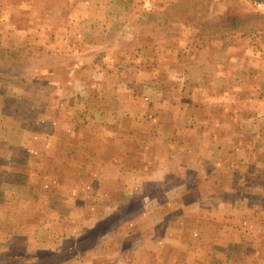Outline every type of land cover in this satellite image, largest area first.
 I'll return each instance as SVG.
<instances>
[{
    "label": "rangeland",
    "instance_id": "rangeland-1",
    "mask_svg": "<svg viewBox=\"0 0 264 264\" xmlns=\"http://www.w3.org/2000/svg\"><path fill=\"white\" fill-rule=\"evenodd\" d=\"M262 2L0 0V231L15 235L26 232L18 213L31 223L47 200L58 198L66 206L73 200L92 209L102 197L105 199L101 187L114 186L116 164L112 163L120 161L124 167L134 168L138 151L129 130L113 128L108 121L117 119L116 113L102 112L109 99L117 97L115 89L123 91V99L127 95L128 103L133 97L128 96L129 89L139 95L135 99L139 114L145 113L158 123L154 131L159 145H172L169 148L176 152L184 146L187 152L196 153L198 139L220 135L227 141V153L220 156L219 167L225 173L233 163L235 171L243 173L248 164L243 152L253 148L260 152L263 113L255 112L259 121L251 133L239 129L237 137L242 144L235 160L229 156L228 141L235 139L236 131L229 126V111H224L227 108L223 104L228 105L230 97L224 94L231 88L240 89L242 83H259L264 90V9L258 6ZM159 7L171 9L174 15L161 17V23L178 19L195 28L193 32H179L174 39V43L184 40L194 45L170 48L177 56L175 60L161 53L165 49L148 46V37L141 42L143 47L133 39L121 41V46L101 47L105 43V10H122L125 14L121 18L132 22L135 14ZM147 18L150 24L151 17ZM257 71L261 76L256 79ZM159 98L169 103L166 111L153 107V100ZM215 104L220 106L215 108ZM134 106L128 111H137ZM246 111L243 105L238 117L251 116ZM105 136L114 138L124 149L114 150L116 144L111 146L102 139ZM10 141L24 142L27 149L15 150ZM119 153L122 158L113 160L121 156ZM258 165L259 159L254 166ZM221 179L224 182V177ZM257 179L255 184H264L261 177ZM240 183L245 181L235 178L232 184L237 197L246 194ZM249 194L255 200L264 197L263 189L249 190ZM133 204L124 210L135 211ZM18 242L14 241L13 247ZM0 256V264L22 263L21 256L8 262ZM37 259L35 264L51 263L45 254L37 255ZM231 259L235 264L242 260L241 256Z\"/></svg>",
    "mask_w": 264,
    "mask_h": 264
},
{
    "label": "crops",
    "instance_id": "crops-1",
    "mask_svg": "<svg viewBox=\"0 0 264 264\" xmlns=\"http://www.w3.org/2000/svg\"><path fill=\"white\" fill-rule=\"evenodd\" d=\"M124 14L122 10H105L103 49L121 46L120 42L125 39H133L143 47L145 45L141 42L148 37L151 40L148 46L165 49V53H161L175 60L177 56L170 48L194 46L184 40L174 43L179 32H193L195 28L178 19L161 23V17L174 16L167 7L135 14L132 22L121 18ZM102 58L105 61L103 55ZM258 76H261L259 71L254 77L257 79ZM230 80L234 78L230 77ZM239 87L224 94L230 97L226 100L228 105L223 104L227 108L224 111L230 113L229 126L236 131L235 139L228 141L229 156L235 160L242 144L237 137L239 129L246 128L247 134L255 129L259 121L255 112L263 113L260 117L264 123V90L260 88L261 84L242 83ZM113 92L118 93L117 97L109 99L102 112L116 113L117 119L108 121L113 128L129 130L128 135L137 147L135 151H138L134 157L137 162L134 168H126L120 161L112 163L116 164L114 186L101 187L107 195L92 209L78 206L73 200H69L74 202L71 206H66L56 198L43 201L44 210L37 212L31 223L26 220L28 217L18 213L24 223L21 228L26 232L15 235L9 230L4 234L0 231L3 234H0L3 238L0 254L8 258L7 262L21 256V264H35L37 255L45 254L49 256L50 264H235L231 259L233 256L242 258L236 264H264V197L261 201L255 200L254 195L249 194V190L264 191L262 182L255 184L259 180L257 176L264 182V136L259 153L254 152L255 148L243 152V158L248 162L247 168H242L243 173L236 172L233 163L223 173L219 163L223 152L227 153L224 147L227 141L222 136L211 134L203 140L198 139L196 153L187 152L184 146L178 152L171 150L172 145L158 144L154 131L157 121L148 119L145 113L139 114V105L135 102L139 95L129 89L127 94L133 97H129L128 103L127 95L123 99L121 89ZM157 96H162V93ZM152 104L155 109L165 111L169 106L161 98L153 100ZM132 105L138 112L128 111ZM243 105L251 116L240 119L238 112ZM214 106L217 108L218 105ZM138 132H143L144 136ZM249 138L248 135V148ZM102 139L111 142V146L116 144V151L124 149L118 147L111 136ZM10 142L15 150L27 149L24 142ZM121 158L122 155L113 160ZM257 159L261 160V166L255 167ZM235 178L238 182L245 181V186L239 185L240 189L246 188L245 195L237 197L233 193L237 192V188L234 190L232 187ZM108 191L112 195H108ZM132 202L137 209L125 211ZM101 225H105V229H101ZM14 241H19L15 247Z\"/></svg>",
    "mask_w": 264,
    "mask_h": 264
},
{
    "label": "built area",
    "instance_id": "built-area-1",
    "mask_svg": "<svg viewBox=\"0 0 264 264\" xmlns=\"http://www.w3.org/2000/svg\"><path fill=\"white\" fill-rule=\"evenodd\" d=\"M258 6H259L260 8H262V9H264V3H263V2H262V3H259Z\"/></svg>",
    "mask_w": 264,
    "mask_h": 264
}]
</instances>
